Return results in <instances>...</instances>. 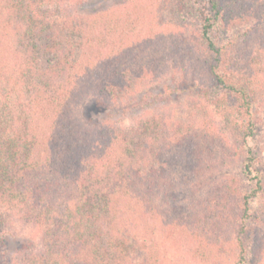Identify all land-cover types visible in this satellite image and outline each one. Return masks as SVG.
<instances>
[{
  "label": "trees",
  "instance_id": "trees-1",
  "mask_svg": "<svg viewBox=\"0 0 264 264\" xmlns=\"http://www.w3.org/2000/svg\"><path fill=\"white\" fill-rule=\"evenodd\" d=\"M83 1L0 0V200H21L20 217L44 228L45 249L35 264H161L152 236L168 227L201 264H264V167L252 111L255 99L264 98V1L195 0L189 7L196 19L184 35L187 54L195 57L190 73L200 88L199 108L228 113L235 174L188 207L179 194L169 196V212L168 192L178 188L168 178V156L189 150L186 169L192 179L203 178L213 161L193 160L192 149L198 131L214 142L210 122L198 130L157 114L123 129L110 116L78 120L74 107L86 91L99 96V112L108 102L125 112L140 104L129 78L138 45L134 14H124L106 54L93 55L95 36L87 24L51 15ZM170 2L181 13L188 0ZM214 30L224 36L219 45ZM252 38V65L260 67L247 71L239 60ZM105 55L103 69L97 57ZM212 146L206 144L204 154L211 155ZM138 221L146 226L141 241L131 234ZM3 225L0 219V254Z\"/></svg>",
  "mask_w": 264,
  "mask_h": 264
},
{
  "label": "rangeland",
  "instance_id": "rangeland-1",
  "mask_svg": "<svg viewBox=\"0 0 264 264\" xmlns=\"http://www.w3.org/2000/svg\"><path fill=\"white\" fill-rule=\"evenodd\" d=\"M200 1L203 3L207 0ZM241 1L246 5L258 6L264 0ZM194 2L195 0H188L186 9L184 8V12L180 13L175 10L176 5L170 0H85L78 4H70L64 9L65 11L60 10L51 14L58 20L69 14L83 24H87V29L95 36L93 55L99 49H104L103 53L106 54L105 49L109 46L111 37L116 29L120 28V23L126 20V17L123 18L124 14H134L130 17V22L133 36L138 37V45L134 46L132 53L136 54L138 51L140 56L132 54L130 60L133 61V66L129 78L136 82L132 99L140 100L139 106L135 102L136 106L125 112V108L108 102L107 106L111 109L108 107L107 110L99 112L98 108H94L99 96L90 90L83 93L79 104L74 107V114L78 120L86 121L89 115L101 120H106V117L110 116L111 121L116 122L123 129L132 126L138 118L157 114H168V119L171 121L181 126L189 124L198 130L205 122H210L212 131L209 133L213 136L214 142L210 139L206 142L202 139V133L197 130L200 135L197 133V136H194L195 144L192 149L195 153L193 160L213 161V168L205 172L203 178L193 177L194 181L189 170L186 169V166L191 164V160L185 158L189 150H184L178 157L168 156V178L174 181V185L178 188L177 191L168 192V212L173 201L169 196L179 194L184 199L181 202L183 207H188L192 202H197L208 187L214 188L213 185L222 177L235 174L230 156L235 135L231 123L226 120L228 113L212 107L199 108L203 103L199 98L200 88L193 84L196 82L195 76L190 73V65L194 63L195 57L187 54L189 45L185 43L187 38L184 33L187 34L188 30L194 29L192 22H189L190 19H193V22L196 19L189 8ZM88 37L91 38L90 35ZM212 38L219 45L224 36L214 30ZM256 44L254 38L250 39L246 55L239 60L240 67H245L247 71L260 67L259 63L252 65V60L257 59ZM140 45H143V48L139 49ZM97 59H101L99 64L104 69L107 56ZM137 67H142L141 75ZM136 68L138 70L135 72ZM103 73L102 70V75ZM252 111L258 120L256 143L261 144L259 152L260 158L263 159L261 165L264 167V98L255 99ZM206 144L213 145L214 150L211 155L204 154L206 150L203 147ZM226 150L229 152L227 157L223 155ZM223 160L226 162L221 166ZM20 201L0 200V219L4 223L0 264H35L36 260L42 257L45 249L44 228L34 224L31 216L20 217L19 213L23 209ZM260 208L262 204L258 202L255 206L257 213ZM142 228L146 229V226L138 221L132 229L131 234L137 241H141L144 235ZM174 236L169 227L168 232L156 231L152 236L159 248L161 264H201L187 254L181 242H175Z\"/></svg>",
  "mask_w": 264,
  "mask_h": 264
}]
</instances>
